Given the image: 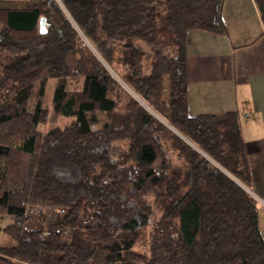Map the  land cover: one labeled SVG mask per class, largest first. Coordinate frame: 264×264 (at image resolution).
<instances>
[{"label": "trees", "instance_id": "16d2710c", "mask_svg": "<svg viewBox=\"0 0 264 264\" xmlns=\"http://www.w3.org/2000/svg\"><path fill=\"white\" fill-rule=\"evenodd\" d=\"M253 3L264 27V0ZM221 7L0 8V216L13 243L0 246V264H264L237 113L186 109V34L225 35Z\"/></svg>", "mask_w": 264, "mask_h": 264}, {"label": "crops", "instance_id": "0c3cea01", "mask_svg": "<svg viewBox=\"0 0 264 264\" xmlns=\"http://www.w3.org/2000/svg\"><path fill=\"white\" fill-rule=\"evenodd\" d=\"M9 2L0 8L34 5ZM220 17L225 35L197 30L186 34V109L190 117L237 113L250 173L246 191L257 204L264 241V27L253 0H222ZM4 218L0 243L9 242L2 230L11 218Z\"/></svg>", "mask_w": 264, "mask_h": 264}, {"label": "rangeland", "instance_id": "374dc122", "mask_svg": "<svg viewBox=\"0 0 264 264\" xmlns=\"http://www.w3.org/2000/svg\"><path fill=\"white\" fill-rule=\"evenodd\" d=\"M27 1L28 4L32 3V4H36L39 0H25ZM23 2V1H22ZM0 3H10L9 1H3V0H0ZM21 3V2H20ZM26 3V2H25ZM86 44V43H85ZM87 45V44H86ZM88 46V45H87ZM89 47V46H88ZM92 51V50H91ZM110 73H112L111 71H109ZM164 126L166 127L167 131L170 132V133H173L174 135L178 136L180 139H182L185 143H187L188 145H190L184 138H182L177 132H175L174 130H172L169 126H167L166 124H164ZM167 131H164V132H161L158 134V137H159V140L161 142V145H162V152L164 154L165 157H169L170 155V152H169V133ZM118 147V144H114L113 145V152H112V157L115 158L117 156V149ZM157 165H158V162L154 165L156 168H157ZM48 211L50 212H47L45 215V222L44 224H48L50 223L54 216H53V212L51 211H56L54 208H50L48 209ZM34 213H35V208L34 207H28L27 210H26V215L29 216L30 218H33L34 216ZM1 218L0 219H6L7 218H4L2 216H0ZM31 221L32 220H28L25 224V227L26 228H29L30 225H31ZM154 218H152L149 222V225H147L142 231H141V234H140V237H139V240L138 242L136 243L134 249L136 251H139V252H144L145 249H146V245H147V240H148V234L149 232L151 231L152 229V226H153V223H154ZM11 223V221H10ZM4 239H6L7 241L9 242H6V241H2L0 243V246L2 247H6L10 244L13 245L12 241L7 237L5 236ZM31 254H34V258H36V253H32L30 252ZM31 255L28 254V259L30 260Z\"/></svg>", "mask_w": 264, "mask_h": 264}]
</instances>
